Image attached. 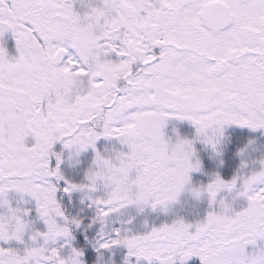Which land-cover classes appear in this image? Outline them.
Returning a JSON list of instances; mask_svg holds the SVG:
<instances>
[{
    "label": "rangeland",
    "instance_id": "rangeland-1",
    "mask_svg": "<svg viewBox=\"0 0 264 264\" xmlns=\"http://www.w3.org/2000/svg\"><path fill=\"white\" fill-rule=\"evenodd\" d=\"M111 1L0 0V264H264L261 2L242 42L189 16L143 69Z\"/></svg>",
    "mask_w": 264,
    "mask_h": 264
},
{
    "label": "flooded vegetation",
    "instance_id": "flooded-vegetation-1",
    "mask_svg": "<svg viewBox=\"0 0 264 264\" xmlns=\"http://www.w3.org/2000/svg\"><path fill=\"white\" fill-rule=\"evenodd\" d=\"M120 1L112 0L110 2L111 14L116 17V12V21L118 18L120 21L117 25L122 27L118 28L116 25V35H119V38L122 36L121 41L123 42L125 40L126 44L128 42L136 44L138 40L140 44L144 45L143 49L145 48L147 51L148 57L142 60L143 69L154 67L158 64L162 52L167 49V41L171 39L186 40L183 33L188 29L189 23L187 18L189 16L198 19L209 38H216L219 35L228 34L232 40L231 43H233L236 39L242 42L244 39L243 34H249L247 30L238 29L235 26L236 21L233 8L237 5L242 6L243 0H132V5L130 6L132 8V17L130 18L135 21L132 27L124 25L123 17L117 12L118 9L122 8L119 5ZM259 2H261L264 8V0H259ZM206 7H210L211 10L213 8L214 11L212 10V12L215 13V16H213L214 24L211 23L213 31L204 25L200 17V11ZM219 12L221 15H217ZM216 21L220 22V26H222L219 29L216 28ZM111 29L114 32V26ZM235 34H239L238 37H235ZM255 40V37L250 38L249 43L251 44ZM168 72L172 73L169 70ZM196 83L197 79L194 84Z\"/></svg>",
    "mask_w": 264,
    "mask_h": 264
},
{
    "label": "trees",
    "instance_id": "trees-1",
    "mask_svg": "<svg viewBox=\"0 0 264 264\" xmlns=\"http://www.w3.org/2000/svg\"><path fill=\"white\" fill-rule=\"evenodd\" d=\"M246 137L247 136L244 135L240 139L236 135H227L220 139H217L218 140L217 143L215 142L214 147L217 148L216 149L217 153L220 154L221 156H224V158H227L224 165L229 164L228 171H224L223 174L232 175V170H235V168H237L239 160L235 157V154L237 155L242 150V148H244ZM201 164H202V171L203 172L206 171L208 167L205 168V166H208L209 164L208 161H206L202 156H201Z\"/></svg>",
    "mask_w": 264,
    "mask_h": 264
},
{
    "label": "water",
    "instance_id": "water-1",
    "mask_svg": "<svg viewBox=\"0 0 264 264\" xmlns=\"http://www.w3.org/2000/svg\"><path fill=\"white\" fill-rule=\"evenodd\" d=\"M206 10H207V8L203 9V11L201 12L200 16H201L202 21H204L205 25H207L208 27L211 28V25H212L211 23L214 24V22H212L213 17L210 16V13L205 12ZM63 58H64V53L63 52H59L57 54L56 58H55L54 64L55 65L60 64L62 62Z\"/></svg>",
    "mask_w": 264,
    "mask_h": 264
}]
</instances>
